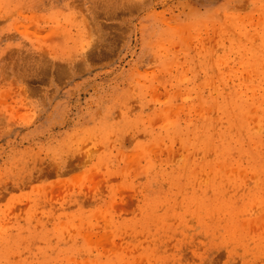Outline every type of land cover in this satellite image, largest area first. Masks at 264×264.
<instances>
[{
	"label": "rangeland",
	"instance_id": "1",
	"mask_svg": "<svg viewBox=\"0 0 264 264\" xmlns=\"http://www.w3.org/2000/svg\"><path fill=\"white\" fill-rule=\"evenodd\" d=\"M0 264H264V0H0Z\"/></svg>",
	"mask_w": 264,
	"mask_h": 264
}]
</instances>
